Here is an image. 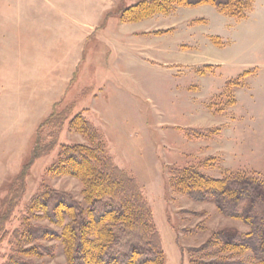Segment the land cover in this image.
Wrapping results in <instances>:
<instances>
[{"label": "rangeland", "instance_id": "obj_1", "mask_svg": "<svg viewBox=\"0 0 264 264\" xmlns=\"http://www.w3.org/2000/svg\"><path fill=\"white\" fill-rule=\"evenodd\" d=\"M139 1L0 0V215L8 214L0 264L19 248L13 233L32 214L33 196L51 188L84 202L80 177L49 170L63 144L86 142L71 126L79 116L91 120L114 162L137 179L164 264H208L218 256L257 264L250 249L217 255L212 241L219 231L243 236L250 227L223 213L212 198L196 200L174 190L170 171L196 166L213 177L238 171L264 180V0H254L240 19L209 3L122 17ZM75 20L99 21L82 44L79 67L69 63L67 74L34 75L29 63L35 54L48 51L52 63L60 61L64 34L69 41L80 29ZM130 36L132 44L162 39L169 64L130 58L127 43L119 44ZM52 111L55 117L48 118ZM53 142L32 158L36 143ZM19 179L22 190L16 193ZM30 221L46 232L29 244L38 253L23 258L67 264L62 227L42 210Z\"/></svg>", "mask_w": 264, "mask_h": 264}, {"label": "trees", "instance_id": "obj_2", "mask_svg": "<svg viewBox=\"0 0 264 264\" xmlns=\"http://www.w3.org/2000/svg\"><path fill=\"white\" fill-rule=\"evenodd\" d=\"M200 3H209L220 12L240 19L251 11L254 0H141L126 8L122 17L139 19L158 12H170L178 5ZM53 115L54 111L48 118ZM55 122L60 123L57 119ZM71 122V126L85 136L86 142L63 144L49 170L54 174L80 177L85 185L84 202L51 188L33 196L29 205L32 214L14 230L13 235L20 245L14 249L7 264H33L23 256L38 253L36 247L29 244L41 239L46 232L45 226L30 221L39 210L62 227L67 264H164L160 235L137 179L114 162L101 135L88 119L79 116ZM53 145L54 142L39 147L36 143L32 158L40 157ZM170 174L174 190L196 200L212 198L223 213L240 217L250 227L243 236L219 231L212 241L218 246L217 255L223 251L250 249L257 264H264L262 178L238 171L213 177L196 166L176 167ZM19 181L21 186L16 193L22 190L23 181ZM7 217V212L0 215V235ZM218 258L208 264L236 263L226 257Z\"/></svg>", "mask_w": 264, "mask_h": 264}, {"label": "crops", "instance_id": "obj_3", "mask_svg": "<svg viewBox=\"0 0 264 264\" xmlns=\"http://www.w3.org/2000/svg\"><path fill=\"white\" fill-rule=\"evenodd\" d=\"M100 6V5H99ZM98 4L95 5V7L93 6L94 10L99 9ZM81 11H83V6H80ZM67 9V8H66ZM65 9V11H67ZM105 10V9H104ZM103 10V11H104ZM66 13V12H64ZM97 22L99 21H79V20H75V24L80 25V29H76L75 30V35L71 37V39H69L70 44L69 45V41H68V37L66 36V33L64 34V40L62 42L61 46V50L63 49V54L61 56L60 61H56L55 63H52L51 58L48 55V51L47 53H41V54H35L32 57V61L29 63V69L31 71H33L34 75L36 74H40V75H44V76H52L53 73H68V66L69 63L71 64V66L69 68L74 69L73 65L74 63L77 62L76 64V68L79 67L80 64V53H81V49H82V44L84 41H86L87 39H89V35H93L95 32H97V28L99 27V25L97 24ZM88 23H96V24H88ZM76 25V27H77ZM60 33H61V28H60ZM130 34V33H129ZM88 35V36H87ZM142 39V38H141ZM141 39H136V43L132 44V36L129 37V40L126 42H119V44H122V46H124L123 43H127V47L129 49V56L130 58H132V55H134L135 57H139L140 60L144 63H152L151 59H155L157 62L161 63V60L163 59V63L165 64H169L168 60L164 61L163 56L168 52L166 49L163 48V41L160 38L155 39L154 41L151 40L153 45H147L146 43L142 44V42H144ZM118 44V45H119ZM71 48H70V47ZM41 50H43L44 52L46 51V49H44L45 46H39ZM68 51H71L70 53ZM154 62V63H157ZM64 70V71H63ZM74 75H69L67 76L66 80L70 79L71 80ZM58 100V99H57ZM56 100H53V102ZM89 121L91 122V120L89 119Z\"/></svg>", "mask_w": 264, "mask_h": 264}]
</instances>
